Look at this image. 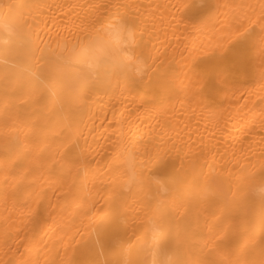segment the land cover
<instances>
[{"label": "bare ground", "instance_id": "bare-ground-1", "mask_svg": "<svg viewBox=\"0 0 264 264\" xmlns=\"http://www.w3.org/2000/svg\"><path fill=\"white\" fill-rule=\"evenodd\" d=\"M0 264H264V0H0Z\"/></svg>", "mask_w": 264, "mask_h": 264}]
</instances>
